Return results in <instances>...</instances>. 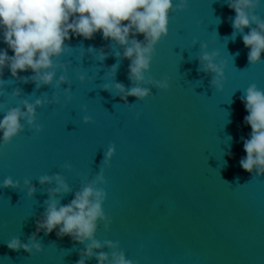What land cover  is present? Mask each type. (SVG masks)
I'll return each instance as SVG.
<instances>
[{
    "label": "water",
    "instance_id": "95a60500",
    "mask_svg": "<svg viewBox=\"0 0 264 264\" xmlns=\"http://www.w3.org/2000/svg\"><path fill=\"white\" fill-rule=\"evenodd\" d=\"M256 14L264 19V0ZM235 15L225 0H188L184 11H172L168 35L157 44L147 74L158 81L167 77L169 88H153V96L143 101L130 96L131 106L102 90L114 82L132 86L127 59L120 60L114 81L110 67L117 63L115 52L123 50L102 33L91 40L70 34L65 41L72 50L57 62L69 64L70 101L64 95L68 84L37 90L4 69L0 107L20 106L23 99L34 103L45 95L58 96L59 103L37 109L43 131L26 128L10 144H0V184L9 176L21 181V189L0 188V264H76L84 245L57 238L58 229L38 234L44 250L33 255L9 250L7 242L17 237L27 243L36 231L49 187H41L38 177L63 175L73 189L61 201L67 204L82 181L94 179L104 167V152L113 144L116 152L104 171L107 183L99 185L107 193L103 211L112 223L107 231L99 223L98 240L119 241L136 264H264V176H252L239 163L246 157L241 138L251 133L241 96L251 84L264 90V53L261 62L249 65L242 35L237 33L235 41L230 37L229 18ZM200 44L218 52L216 62L225 64L223 91L210 86L211 74L198 71ZM90 46L104 48L108 58L94 59L86 51ZM3 49L7 45L0 35ZM8 55L14 53L8 49ZM80 74L86 76L83 83ZM15 88L22 90L20 97L11 95ZM84 116L94 122L84 124ZM66 162L71 171L63 167ZM25 178L37 188L32 198L22 190ZM86 264L98 262L92 258Z\"/></svg>",
    "mask_w": 264,
    "mask_h": 264
},
{
    "label": "clouds",
    "instance_id": "9594fccd",
    "mask_svg": "<svg viewBox=\"0 0 264 264\" xmlns=\"http://www.w3.org/2000/svg\"><path fill=\"white\" fill-rule=\"evenodd\" d=\"M225 2L236 13L234 18H229L233 28L231 40L235 41L237 33L241 34L245 48L249 49V65L261 62V54L264 53V19L256 14V10L261 7V0ZM187 5L188 0H176L175 4L174 0H0V35L7 45V49L0 50V77H3L4 69L8 68L11 76L18 82H32L37 90L42 86L60 89L62 84H68L69 87L64 88V95L70 101L71 83L67 76L69 64L57 62L62 55L72 50L65 41L70 40L71 35L91 40L95 34L102 33L105 41L110 40L123 50L122 53L115 52L117 63L110 67L114 81L120 60L127 59L130 61L127 78L132 84L130 88H126L123 83L114 82V85L104 84L102 90L119 96L125 106H131L128 103L130 96L135 97L136 101H143L153 96V88H169L167 77L158 81L147 74L150 73L157 44L168 35L169 14L174 10L184 11ZM245 28H250V32L245 34ZM138 35H142L144 39H136ZM197 43L199 42L193 41L194 46ZM207 47V44H200L198 71L211 74L210 86L223 91L225 64L223 61L217 63L219 53H209ZM8 49L14 55L9 56ZM86 51L101 62L109 55L104 48L90 46ZM235 55L238 56L239 53ZM29 70L32 75L18 76V72ZM58 72L62 74L57 78ZM85 79V75H78L81 83ZM6 82L0 78V96L4 95L2 89ZM21 94L20 88L11 92L13 97H20ZM241 101L248 113L244 117V123L250 125L251 133L248 139L241 138L246 157L241 158L239 163L252 176H264V90L251 84L244 90ZM53 103H59L58 96L54 95L49 99L45 95L35 99L34 103L23 99L20 106L0 107V113L3 114L0 119V144H10L26 128L36 133L43 131L42 125L37 122V109ZM93 122L91 117H83L84 124ZM229 138L232 139L230 136ZM115 152V145H110L101 161L104 167L99 169L94 179L82 181V187L75 191L74 198L67 204H62L61 201L73 193V189L63 175L54 173L38 177L41 187L49 186L44 190L48 197L44 201V211L36 221V231L29 236L28 242L23 243L19 238L13 237L7 242L9 250L18 252L23 249L28 255L42 252L44 249L38 234L43 232L47 236L58 229L57 238L68 236L74 243L84 245L79 250L80 259L76 264H86L92 258L98 264H136L120 250L119 241H100L96 238L100 222H103L105 231L112 223L111 218L103 211L107 193L99 185L107 183L104 171L111 167L110 162ZM227 154L231 156L230 151ZM63 167L72 170L70 163L66 162ZM0 188L21 189V181L9 176L3 180ZM22 190H26L29 198L34 197L37 192L36 186L27 178L23 180ZM105 248L110 251H104Z\"/></svg>",
    "mask_w": 264,
    "mask_h": 264
}]
</instances>
